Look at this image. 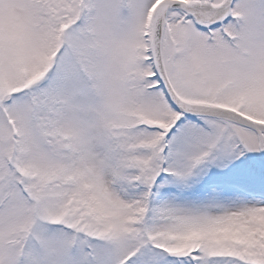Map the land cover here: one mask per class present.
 <instances>
[{
  "label": "snow or ice",
  "instance_id": "1",
  "mask_svg": "<svg viewBox=\"0 0 264 264\" xmlns=\"http://www.w3.org/2000/svg\"><path fill=\"white\" fill-rule=\"evenodd\" d=\"M0 264H264V0H0Z\"/></svg>",
  "mask_w": 264,
  "mask_h": 264
}]
</instances>
